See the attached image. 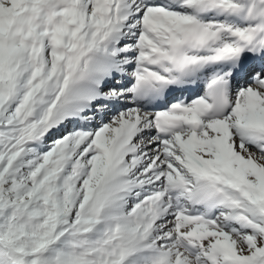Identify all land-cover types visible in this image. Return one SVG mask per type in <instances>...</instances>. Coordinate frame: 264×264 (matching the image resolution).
I'll return each instance as SVG.
<instances>
[{
	"label": "snow or ice",
	"instance_id": "snow-or-ice-1",
	"mask_svg": "<svg viewBox=\"0 0 264 264\" xmlns=\"http://www.w3.org/2000/svg\"><path fill=\"white\" fill-rule=\"evenodd\" d=\"M0 264H264V0H0Z\"/></svg>",
	"mask_w": 264,
	"mask_h": 264
}]
</instances>
